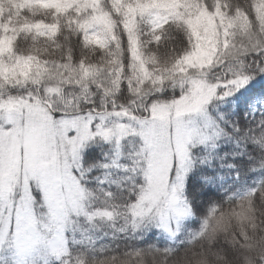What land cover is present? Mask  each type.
<instances>
[{
	"label": "snow or ice",
	"instance_id": "snow-or-ice-1",
	"mask_svg": "<svg viewBox=\"0 0 264 264\" xmlns=\"http://www.w3.org/2000/svg\"><path fill=\"white\" fill-rule=\"evenodd\" d=\"M20 16H0V264H264V0H25ZM233 96L259 119L218 111ZM241 167L258 179L216 198Z\"/></svg>",
	"mask_w": 264,
	"mask_h": 264
},
{
	"label": "trees",
	"instance_id": "trees-1",
	"mask_svg": "<svg viewBox=\"0 0 264 264\" xmlns=\"http://www.w3.org/2000/svg\"><path fill=\"white\" fill-rule=\"evenodd\" d=\"M25 0H0V6H2V13L0 16L4 17L6 20L10 19L8 18L9 16L11 17V20L15 23L17 20L21 19L20 16V9L23 7ZM235 2V0H234ZM240 3H243L244 0H239ZM17 6V9L14 11L17 12L16 17L11 15V7L12 6ZM73 45L75 46V41H73ZM77 54H79V50L77 49ZM124 63L127 65L128 63V58H127V53L124 55ZM256 63V60L254 57H249L247 60L248 65H252ZM237 65L235 64H225L221 68H216L211 70L210 72V77L221 80L220 82H223L227 78H229L231 75H233L237 71ZM171 95V93H169ZM122 100L124 102L127 101V95L122 97ZM249 104H251V100L246 103L242 109H238L237 103H236V98L235 96L229 98L226 100L223 104H221L218 108V111L223 112L228 115V118L230 120H235L237 125L240 126H247L253 123L254 121L258 120L261 113L258 111L254 110H249ZM211 112V108H210ZM241 117H244L243 122L241 123ZM233 145H221L219 148V151L221 153L228 151L230 148H232ZM249 150H251V145L248 146ZM231 162V161H230ZM237 162H241L243 165H247L251 163L246 157L243 158L241 161L240 157H237ZM243 167L237 170H230L227 168H224L221 170V175L224 177V179L221 181V187L213 190L214 195L216 198H220V196L224 193V189H227L228 191H233L237 187H243L245 184H250L253 183L254 180L258 179V174L257 173H249L247 176H243L242 178H238V172H243ZM200 171H208V169H201L198 170L197 173H194L193 176L190 178V180L194 181L196 179V176L199 175ZM110 235V234H109ZM154 236V234H152ZM108 242V238L102 239L99 241V243H105ZM3 255V254H0Z\"/></svg>",
	"mask_w": 264,
	"mask_h": 264
},
{
	"label": "rangeland",
	"instance_id": "rangeland-1",
	"mask_svg": "<svg viewBox=\"0 0 264 264\" xmlns=\"http://www.w3.org/2000/svg\"><path fill=\"white\" fill-rule=\"evenodd\" d=\"M2 9H3L2 6H0V14L3 12ZM10 9H11V11H10V12H11V15L14 16V17H16L17 12L14 11V10L17 9V6H14V5H13ZM8 18L11 19L10 16H9ZM209 74H210V73H209ZM209 78L212 79L213 82H216V81H217V79L211 78L210 75H209ZM220 81H221V80H220ZM256 99H258V98H254L253 100H251V104H249V110H252V111L256 110V103H255V100H256Z\"/></svg>",
	"mask_w": 264,
	"mask_h": 264
},
{
	"label": "clouds",
	"instance_id": "clouds-1",
	"mask_svg": "<svg viewBox=\"0 0 264 264\" xmlns=\"http://www.w3.org/2000/svg\"><path fill=\"white\" fill-rule=\"evenodd\" d=\"M169 264H172V262L170 261Z\"/></svg>",
	"mask_w": 264,
	"mask_h": 264
}]
</instances>
